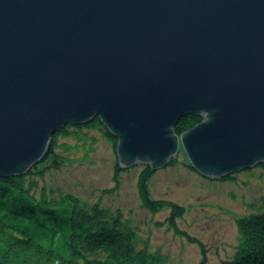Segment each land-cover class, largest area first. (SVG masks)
I'll return each mask as SVG.
<instances>
[{
	"label": "water",
	"instance_id": "water-1",
	"mask_svg": "<svg viewBox=\"0 0 264 264\" xmlns=\"http://www.w3.org/2000/svg\"><path fill=\"white\" fill-rule=\"evenodd\" d=\"M96 117L123 168L181 148L209 179L264 165V0H0V177Z\"/></svg>",
	"mask_w": 264,
	"mask_h": 264
},
{
	"label": "rangeland",
	"instance_id": "rangeland-1",
	"mask_svg": "<svg viewBox=\"0 0 264 264\" xmlns=\"http://www.w3.org/2000/svg\"><path fill=\"white\" fill-rule=\"evenodd\" d=\"M74 132L61 137L54 149L63 159L60 167L50 166L54 155L48 153L44 165L26 176L36 165L33 166L25 175L26 184L35 185L36 196L46 188L57 199L71 193L90 206L100 202L112 214L122 212L126 228L137 234L138 249L149 248L167 260V264H200V246L177 235L165 224L168 210L152 214L141 206L137 185L144 165L124 170L117 188L116 167L122 165L114 144L100 130L84 128ZM180 152L186 160L182 163L178 159ZM180 152L170 165L155 171L150 183L152 196L184 206L186 213L178 220L179 227L203 243L209 264H220L237 252V218L261 212L264 166L234 173V181H220L191 168L183 148ZM42 171L43 176L38 174Z\"/></svg>",
	"mask_w": 264,
	"mask_h": 264
},
{
	"label": "trees",
	"instance_id": "trees-1",
	"mask_svg": "<svg viewBox=\"0 0 264 264\" xmlns=\"http://www.w3.org/2000/svg\"><path fill=\"white\" fill-rule=\"evenodd\" d=\"M203 120L201 116H186L174 130L182 135ZM84 128L100 130L117 149L118 138L106 128L100 117H96L88 124L67 125L54 134L49 153L62 162L63 159L54 152L60 138ZM44 162L36 165L26 176ZM122 172L123 168L117 166V188ZM155 173L151 166H144L138 177L141 206L152 214L168 210L165 224L190 243L198 244L202 253L200 264H209L208 251L203 243L178 225L186 208L152 196L150 183ZM38 174L43 176L44 172ZM26 176L0 177V264H167V260L156 256L149 248L138 249L137 234L126 228L122 212L112 214L100 202L90 206L71 193L57 199L46 188L38 197L34 193L35 185L26 184ZM234 179L231 174L220 181ZM260 211L249 217L237 218V252L233 258L220 264H264V197Z\"/></svg>",
	"mask_w": 264,
	"mask_h": 264
},
{
	"label": "bare ground",
	"instance_id": "bare-ground-1",
	"mask_svg": "<svg viewBox=\"0 0 264 264\" xmlns=\"http://www.w3.org/2000/svg\"><path fill=\"white\" fill-rule=\"evenodd\" d=\"M59 132H60V131H59ZM59 132H56V133H59ZM56 133H55V134H56ZM53 136H54V135H53ZM53 136H52V138H53ZM51 141H52V139H51ZM51 141H50V145H51ZM50 145H49V146H50ZM54 157H55V156H54ZM52 158H53V157L51 156V159H52ZM56 158H57V157H56ZM57 159H58V158H57ZM46 160H47V159H45L44 161H46ZM44 161H42V162H44ZM60 162H61V161H60ZM61 163H62V162H61ZM37 165H38V164H37ZM50 165H51V160H50ZM121 168H123V167H121ZM129 168H130V167H129ZM126 169H128V168H123V171L126 170ZM1 178H2V177H1Z\"/></svg>",
	"mask_w": 264,
	"mask_h": 264
}]
</instances>
